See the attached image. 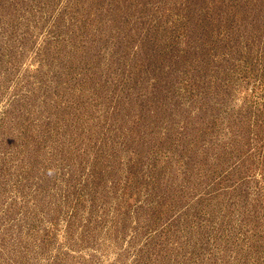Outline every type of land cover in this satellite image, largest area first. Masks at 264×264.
Here are the masks:
<instances>
[{"label":"rangeland","instance_id":"rangeland-1","mask_svg":"<svg viewBox=\"0 0 264 264\" xmlns=\"http://www.w3.org/2000/svg\"><path fill=\"white\" fill-rule=\"evenodd\" d=\"M0 264H264V0H0Z\"/></svg>","mask_w":264,"mask_h":264}]
</instances>
